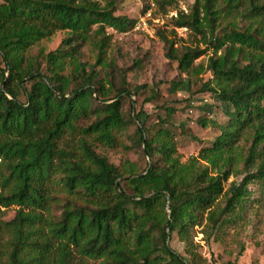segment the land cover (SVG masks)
<instances>
[{"label":"trees","instance_id":"obj_1","mask_svg":"<svg viewBox=\"0 0 264 264\" xmlns=\"http://www.w3.org/2000/svg\"><path fill=\"white\" fill-rule=\"evenodd\" d=\"M178 1H144L140 16L155 14L153 4L165 17ZM116 9V0H0V207L19 206L9 221L0 212V264L3 254L7 264H67L72 250L102 264H196L195 226L205 221L207 240L215 236L244 208L249 183L264 184V0H194L157 31L166 57L186 74L210 71L202 89L228 106L224 123L199 119L218 133L185 162L168 129L147 126L141 111L122 113L124 97L144 85L131 87L125 73L114 83L106 71L113 67L106 29L124 33L138 22ZM181 26L188 37L178 43L174 28ZM56 31L67 35L55 49L30 52ZM86 44L94 63L84 58ZM207 53L206 66L195 65ZM130 123L148 158L140 170L111 163L84 139L80 155L59 146L76 130L115 146ZM238 161L252 171L227 192ZM58 170L71 198L55 219L49 188ZM173 233L185 256L170 247Z\"/></svg>","mask_w":264,"mask_h":264},{"label":"rangeland","instance_id":"obj_2","mask_svg":"<svg viewBox=\"0 0 264 264\" xmlns=\"http://www.w3.org/2000/svg\"><path fill=\"white\" fill-rule=\"evenodd\" d=\"M99 1L104 3V0ZM116 1L115 14L138 18V22L132 30L124 33L106 29V33L111 37L106 49V61L113 62L112 69L110 66L106 71H110L109 75L114 83L119 82L117 73L121 75L125 73L126 81L131 87L144 85L137 94L131 93L128 97H124L122 101L124 117L135 116L141 111L140 121H145L150 127L163 126L173 135L180 161L185 162L189 158L196 157L199 150L209 146L218 133L212 124L206 128L201 126L199 119L207 118L219 124L227 119L224 110L228 106L214 92L202 89V84L211 79V72L204 70L199 74H186L178 69L177 62L166 57V49L157 31L170 19V11L175 9L170 8L167 16L161 17L156 12L157 7L151 4L156 15L150 10V16L146 14L140 16L144 1L151 2V0ZM193 1L179 0L178 8L183 5L189 10ZM156 18H161L163 23L154 22ZM187 33L184 37L177 35L178 43L188 37ZM66 35L65 31H56L49 38L35 44L30 52L34 55L40 50L47 53L55 49ZM211 36L209 34V37ZM82 50L84 58L94 63L96 59L92 46L86 44ZM208 55L209 53L198 58L195 65L201 63L206 66ZM100 68V65L96 66V69ZM105 84L108 86L107 83ZM92 119L93 117L81 119L76 123L77 128L86 126ZM134 130L135 125L130 123L126 130L117 134V144L111 147L95 141L92 136L82 134L78 130L73 133L66 132L59 146L74 152L75 155H80V139H84L88 143H94V150L106 155L111 163L116 165L132 163L140 170L146 165L148 158L143 155L141 148L133 143L131 136ZM240 145L242 149H246L249 142L242 140ZM251 171L238 161L236 168L224 183V190L227 192L232 190ZM62 175L60 170L54 173L49 188L52 195L49 210L55 219L59 217L61 207L67 198H71L61 182ZM248 191L244 208L239 211L233 223L223 227L215 236L207 240L204 232L205 221L195 226L192 234L196 264H264V184L253 181L249 183ZM218 202L223 206L224 197L221 196ZM18 209V205L0 207L1 219L11 220ZM47 214L48 211H44V215ZM4 238L8 239L9 234ZM168 243L173 250L185 256L184 245L175 233L171 235ZM7 263V256L3 254L1 264ZM67 264H102V262L100 259L82 258L72 250Z\"/></svg>","mask_w":264,"mask_h":264},{"label":"built area","instance_id":"obj_3","mask_svg":"<svg viewBox=\"0 0 264 264\" xmlns=\"http://www.w3.org/2000/svg\"><path fill=\"white\" fill-rule=\"evenodd\" d=\"M178 10L180 11H183L184 13H187L188 12V9L185 8L183 5H180L179 8L175 9V10H172L170 11V16L169 18L172 19V18H176L177 15H178ZM146 15L150 16L151 15V12L150 10L146 13ZM154 22H161L163 23V20L161 18H156L153 20ZM175 32H176V35H178L179 37H184L185 34L188 32V29L186 26H181V27H175Z\"/></svg>","mask_w":264,"mask_h":264}]
</instances>
